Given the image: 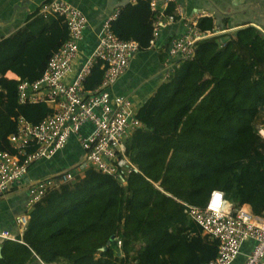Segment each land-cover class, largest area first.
<instances>
[{
	"label": "trees",
	"instance_id": "1",
	"mask_svg": "<svg viewBox=\"0 0 264 264\" xmlns=\"http://www.w3.org/2000/svg\"><path fill=\"white\" fill-rule=\"evenodd\" d=\"M174 11L171 2L167 12ZM199 26L216 23L203 17ZM26 28L0 40V151L12 153L20 116L35 124L53 113L44 101L21 103L19 82L41 78L68 37L61 18L37 12ZM112 29L146 50L150 0L127 4ZM101 66H93L87 90L101 82ZM169 73L139 106L143 127L127 141L138 172L123 182L93 167L71 169L72 181L33 205L18 236L24 243H3L0 264H35L36 255L59 264H203L216 257L218 241L203 234L186 204L203 207L217 189L235 208L248 204L264 217V39L250 26L202 39Z\"/></svg>",
	"mask_w": 264,
	"mask_h": 264
},
{
	"label": "built area",
	"instance_id": "2",
	"mask_svg": "<svg viewBox=\"0 0 264 264\" xmlns=\"http://www.w3.org/2000/svg\"><path fill=\"white\" fill-rule=\"evenodd\" d=\"M171 2L175 11L168 13ZM150 7L153 33L147 49L156 47L167 25L179 20L184 27V31L167 45L165 77L178 65V59L187 60L194 56L200 40L219 33L217 29L200 28L199 20L203 15L194 19L185 16L177 0H162L161 4L158 0H150ZM37 13L44 18H61L68 37L53 52L41 78L19 82V101L23 104L44 101L53 108V113L35 124L20 116L17 131L9 136L14 152L0 151V197L22 186L34 163L54 157L72 137L84 151L83 169L93 167L124 182L132 171L138 172L127 154V141L143 127V123L137 117L140 104L127 95L112 93V87L141 50L140 43L134 39H122L114 33L112 22L120 13L115 11L103 22L95 48L80 59L81 43L88 26L87 16L66 0L44 1ZM98 62H102L103 78L94 89L87 90L85 82ZM84 129H89V133L85 134ZM74 177L73 171L66 170L29 183L26 187L28 207ZM216 194H220L221 199L219 206L214 208L211 201ZM186 206L189 216L199 224L203 234L218 241L216 257L203 264H234L242 244L249 239L255 242L242 264H264V217L255 215L248 205L235 208L226 199L224 191L217 189L211 192L205 206ZM28 219L29 216L18 219L21 230L26 229ZM7 240L23 242L17 234L1 229L0 244ZM121 244L119 240L118 245ZM36 257V264H59Z\"/></svg>",
	"mask_w": 264,
	"mask_h": 264
},
{
	"label": "crops",
	"instance_id": "3",
	"mask_svg": "<svg viewBox=\"0 0 264 264\" xmlns=\"http://www.w3.org/2000/svg\"><path fill=\"white\" fill-rule=\"evenodd\" d=\"M44 1L48 0H0V40L5 37L17 39L26 33L29 17L37 12L39 5ZM66 1L79 8L88 18V26L81 43L82 57L80 59H83L98 43V35L105 19L115 11H121L129 3L137 4L139 0ZM158 2L161 4L162 0H158ZM177 2L185 16L191 19L202 15V17H213L216 23L214 29L219 31L218 34L234 32L237 29L250 26L262 39L264 37V0H177ZM183 31V24L179 20L164 27L156 47L141 50L131 59L128 70L112 87V93L124 94L130 98L134 96L137 99H133L138 104H143L164 79L169 41ZM136 68L139 73L134 81V75L130 76L128 72H132V69ZM6 77L19 79L12 71H8ZM84 133H89V129H84ZM83 159L84 151L73 138L67 148L54 157L37 161L26 175L22 186L15 187L11 192L0 197V204L4 202L3 205H0V230L7 229L18 236H23L30 220V210L33 209V206L28 207L27 185L77 166L82 168ZM248 206L252 210L251 206ZM24 216H29V219L26 229L21 230L18 219ZM254 242L249 239L242 244L240 255L234 264L243 263L251 252Z\"/></svg>",
	"mask_w": 264,
	"mask_h": 264
},
{
	"label": "clouds",
	"instance_id": "4",
	"mask_svg": "<svg viewBox=\"0 0 264 264\" xmlns=\"http://www.w3.org/2000/svg\"><path fill=\"white\" fill-rule=\"evenodd\" d=\"M141 51V50H140ZM258 133L261 135V136H264V128L262 129H258ZM220 194H216L214 196V198L212 199L211 203H212V207H218L219 206V203H220ZM109 247V246H108Z\"/></svg>",
	"mask_w": 264,
	"mask_h": 264
},
{
	"label": "rangeland",
	"instance_id": "5",
	"mask_svg": "<svg viewBox=\"0 0 264 264\" xmlns=\"http://www.w3.org/2000/svg\"><path fill=\"white\" fill-rule=\"evenodd\" d=\"M138 73H139V70L136 68L135 70H133L132 69V72H128V75H130V76H133L134 75V77H133V80L135 81V77H138ZM133 96V95H132ZM133 98L136 100L137 98L136 97H134L133 96ZM262 119L264 120V114L262 115ZM77 171H78V169H77ZM20 194V193H19ZM16 195H18V194H16ZM4 204V202H1V204L0 205H3Z\"/></svg>",
	"mask_w": 264,
	"mask_h": 264
},
{
	"label": "water",
	"instance_id": "6",
	"mask_svg": "<svg viewBox=\"0 0 264 264\" xmlns=\"http://www.w3.org/2000/svg\"><path fill=\"white\" fill-rule=\"evenodd\" d=\"M114 236L110 239L113 240ZM105 249H108V246H105ZM3 245L0 244V257H2Z\"/></svg>",
	"mask_w": 264,
	"mask_h": 264
}]
</instances>
